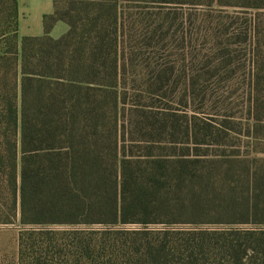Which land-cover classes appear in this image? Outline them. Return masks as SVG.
Here are the masks:
<instances>
[{"label":"trees","instance_id":"obj_1","mask_svg":"<svg viewBox=\"0 0 264 264\" xmlns=\"http://www.w3.org/2000/svg\"><path fill=\"white\" fill-rule=\"evenodd\" d=\"M53 1L44 34L19 38L18 0H0V225L20 226L9 264H264V149L133 154L181 127L196 146L236 131L142 102L168 83L161 51L183 8L226 75L244 47L243 136L264 146V0ZM58 21L68 31L53 39Z\"/></svg>","mask_w":264,"mask_h":264},{"label":"rangeland","instance_id":"obj_2","mask_svg":"<svg viewBox=\"0 0 264 264\" xmlns=\"http://www.w3.org/2000/svg\"><path fill=\"white\" fill-rule=\"evenodd\" d=\"M34 7H30L28 19L33 22ZM187 18L183 25L163 44L161 62L165 63L168 72H171L168 83L162 89L161 97L145 99L146 109L160 110L164 120H192L193 116L209 115L216 123L225 122L235 128L234 133L215 137L207 145L196 146L188 140L184 127L176 129L172 136L166 134L161 139L159 135L147 136V140L160 143L142 144V149H133V154H198L208 158H217L221 154L253 155V151L264 149L263 143L243 136L246 131L248 115V72L246 71L243 46L233 45L236 50L237 60L232 73L227 74V69H218L222 65L212 43L200 37V30L193 20V12L183 8ZM194 17V18H193ZM208 72V75H203ZM152 106V107H150ZM138 109H140L138 107ZM137 109V111H139ZM137 112H135V115ZM174 115V116H172ZM229 129V127H227ZM174 142V143H172ZM252 152V153H251ZM251 153V154H250ZM257 157H264L258 154ZM201 226H222L218 224H200ZM163 226V225H154ZM177 227H191L192 224H175ZM239 226V225H236ZM20 226L0 225V264H9L15 260L17 248V234Z\"/></svg>","mask_w":264,"mask_h":264},{"label":"crops","instance_id":"obj_3","mask_svg":"<svg viewBox=\"0 0 264 264\" xmlns=\"http://www.w3.org/2000/svg\"><path fill=\"white\" fill-rule=\"evenodd\" d=\"M34 7L35 20L28 19L30 7ZM54 11L53 0H18V36L40 37L44 34L43 18L51 15ZM68 31L64 22H56L50 29L49 36L58 39Z\"/></svg>","mask_w":264,"mask_h":264}]
</instances>
